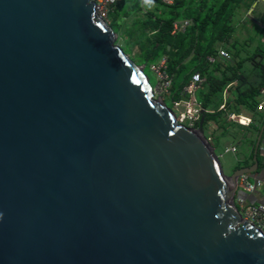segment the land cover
<instances>
[{
	"label": "water",
	"instance_id": "95a60500",
	"mask_svg": "<svg viewBox=\"0 0 264 264\" xmlns=\"http://www.w3.org/2000/svg\"><path fill=\"white\" fill-rule=\"evenodd\" d=\"M118 37L94 0H0V264H264L262 133L226 175Z\"/></svg>",
	"mask_w": 264,
	"mask_h": 264
},
{
	"label": "trees",
	"instance_id": "16d2710c",
	"mask_svg": "<svg viewBox=\"0 0 264 264\" xmlns=\"http://www.w3.org/2000/svg\"><path fill=\"white\" fill-rule=\"evenodd\" d=\"M151 1L163 6L164 11L162 12L158 6L155 10L150 9L144 16H136L137 19L133 22V25L127 28L123 16L124 19L130 17L129 11L124 10L123 14L120 15L121 13L114 10L110 13L112 22L110 26L116 33L124 27L125 31L128 30L126 32H129V35L126 37L123 34H118L117 44L124 51L125 49L120 41H126L128 45L132 42L134 47H139V53L136 56L141 57L143 62H148L151 70L163 58H167V72L172 80L168 101L171 100L174 106L181 103L183 98H187L184 94V88L190 84L195 73H200L204 80L200 94L202 97L204 96L201 103L206 110L203 114L206 117L205 123L208 121L213 122L217 117L221 123L225 122L223 113L227 112L228 108L226 111L220 110L223 101L219 106V110L212 107L217 102L213 97L218 95V98H220L219 94L224 92L227 82L233 83L228 90L233 93L234 98L230 107L228 105L231 110L229 113L240 114L243 109L255 112L258 105L257 99L263 88L261 85L264 84V50L262 52L258 49L259 53L254 55V58L242 60L239 53L232 52L231 46L233 34L236 33L233 27V19L235 14L239 12L240 5L244 0H199L197 3L176 0L173 6L165 5L161 0ZM125 3L126 0H122L118 5L120 7L125 6ZM133 8L131 7L132 10ZM182 10H186V14ZM137 11L136 14H139ZM155 11L162 14L160 16L156 15ZM165 14L172 17L166 18ZM180 19L191 20L192 24L187 27L186 32L173 35V24ZM262 20L264 32V15ZM138 36L139 41L136 40ZM217 46L225 47L231 54V59L221 58ZM235 46L236 43H234ZM215 53H217V56ZM211 58L215 59V62H212ZM132 60L140 65L134 59ZM246 61L252 62L254 69L259 71L257 76L254 75L256 78L254 80L251 78V73L242 71ZM214 64L216 66L212 68ZM145 73L147 74L146 71ZM258 79L259 81H257ZM206 89L207 91H204ZM166 104L168 105L167 102ZM168 107L170 106L168 105ZM170 108L175 112L172 107ZM199 126L198 123L194 125V128H199ZM255 146L256 139L253 141V149L256 148ZM252 157H254V152Z\"/></svg>",
	"mask_w": 264,
	"mask_h": 264
},
{
	"label": "rangeland",
	"instance_id": "374dc122",
	"mask_svg": "<svg viewBox=\"0 0 264 264\" xmlns=\"http://www.w3.org/2000/svg\"><path fill=\"white\" fill-rule=\"evenodd\" d=\"M157 6L158 8L162 10V12L164 11L165 8L163 6H161L160 4L157 5L155 2H152L151 0H126L125 6L122 5L120 7V5H118L116 6L115 10L118 13H121L120 15L123 14L124 10L129 11V14H131V16L126 19H124V16H123V20L126 22L127 28H130L133 25V22L137 19V17L144 16L147 13V11L150 9L155 10ZM131 7L132 8L134 7L133 10L131 9ZM136 11L139 14H136ZM155 14L160 16L162 13H158L157 11H155ZM243 15H244V12L239 10V12L235 14V18L233 19V27L236 31V33L233 34V40L237 42L236 43L237 48L240 47L241 48L240 50L244 49V52L241 53L240 55L242 60L248 59V58H254L255 57L254 55L259 53L258 49H260L262 52L264 50V42L261 43L262 36H263L261 33V30L255 27L253 24H251L249 20L243 17ZM165 17L171 18L172 16L165 14ZM180 21H183V19H180ZM109 24H112L111 20H109ZM126 31L124 27L121 31H118L117 34L119 35L123 34L126 37L127 35H129V32L127 33ZM137 39L139 41V36L136 37V40ZM120 44H122L128 56H130L140 65L142 66L146 65L145 71L147 72L150 78L151 84L155 88L154 89L155 98L160 99L165 103L167 102L168 105L175 110L178 116H180L182 112H185L187 110L186 107L188 104H184V103L188 102L189 98L188 97L183 98L180 105L175 104L173 106L172 101L171 100L168 101L169 92L166 91L164 87L161 86L160 79L158 78V74L156 73L155 69L152 67V70H151L150 64L148 62H143L141 57L136 56V54L139 53V47L137 46L134 47L132 42L128 45L126 41H120ZM217 47H218L217 48L218 51H221V50L228 51L225 47H221V46H217ZM215 54L217 56V53ZM214 66L216 65L215 64L212 65V68H214ZM242 71L243 72L248 71L249 73H251V78L253 80L256 79L255 76H257L259 72L257 69H254V67L252 66V62L250 61H246V63L244 64V70ZM228 83L229 82L226 83L224 92L219 94L220 98H218V95L217 97H213V99H215L217 102H215L213 107L211 106L212 108L219 110V106L221 105L222 101H223V105L224 104L227 106L229 105L230 107L232 103V99L234 98H233V93L232 92L230 93L228 88L233 83L232 84L230 83L228 84ZM258 86H260L259 83H258ZM200 89H198L197 92H195L194 94V97H196L199 102H201L202 98L204 97V96L202 97V95L200 94L201 93ZM204 91H207V89ZM225 93H226V96H225ZM203 95H206V94H203ZM259 105L257 106L256 111H259L258 109ZM229 107L227 109V112L223 113V117L225 118L224 123H221L220 119H218L217 117L216 120H214L213 122H209V121L206 122L203 127L206 138L209 140L211 145L215 147L216 153L220 158L223 170L225 174L228 176L234 174V172L236 171L238 167L243 166V159L252 150L253 141L256 136V132L254 128L249 126L251 122L246 125L243 123L245 125L243 127H248L247 132H243L242 128L237 127L236 126L237 124H235V122L231 123V120L229 118V112L231 110L229 109ZM220 110H223V108L221 107ZM201 120H202V117H201ZM201 120L196 121L194 125H197L198 123L200 124ZM240 121H244V120L240 119ZM185 125H191V122L189 120H186ZM221 125L223 126L221 127ZM234 145L237 146V152L235 153L230 151L231 147ZM236 204L240 208L238 204V200H236Z\"/></svg>",
	"mask_w": 264,
	"mask_h": 264
},
{
	"label": "built area",
	"instance_id": "2783aa9c",
	"mask_svg": "<svg viewBox=\"0 0 264 264\" xmlns=\"http://www.w3.org/2000/svg\"><path fill=\"white\" fill-rule=\"evenodd\" d=\"M98 5V15L100 18L104 19L108 24L110 20V13L115 10V7L122 0H94ZM162 3L168 6H173L176 3V0H161ZM264 1V0H263ZM254 11V8H251V12ZM192 21L185 19L183 21H176L173 24V35H177L180 32H183L187 29V27L191 26ZM110 25V24H109ZM220 57L225 59H231V54L228 51L221 50ZM212 62H215V59L211 58ZM156 73L158 74V78L160 79L161 86L164 87L166 91H170L172 87V80L167 72V58H163L162 61L153 66ZM203 78L200 73H195L192 76V80L189 85L184 88V94L189 98L188 102L184 104H188L186 107V111L182 112L180 116L177 117L182 124L185 125L186 120L191 122V125H186L190 127H194L196 121L201 120L202 114L206 112V110L202 107V105L198 102L197 98L194 97L195 92L201 88L203 83ZM233 85V84H232ZM231 85V86H232ZM230 86V87H231ZM261 94L264 95V90H261ZM224 96V95H223ZM226 96V93H225ZM224 96V97H225ZM180 105V103H178ZM223 110H226L227 105H221ZM264 101L259 105L258 109L263 110ZM230 120H237L239 123L248 124L245 121H240L236 115L229 116ZM250 123V122H249ZM231 152H237V148L233 147ZM239 187L240 190L246 194H254L258 190H264V182L261 180H257L254 183L249 181V175H245L239 179ZM238 204L240 206L239 210L241 211L245 220L254 223L257 227H260L264 231V205L263 204H248L244 197H240L237 199ZM259 225V226H258Z\"/></svg>",
	"mask_w": 264,
	"mask_h": 264
},
{
	"label": "crops",
	"instance_id": "0c3cea01",
	"mask_svg": "<svg viewBox=\"0 0 264 264\" xmlns=\"http://www.w3.org/2000/svg\"><path fill=\"white\" fill-rule=\"evenodd\" d=\"M198 1L199 0H197V1L196 0H187L188 3H191V2L197 3ZM251 8L252 9L254 8V11L252 13H250ZM239 10L244 12L243 17H245L247 20H249V22L251 24H253L255 27H257L261 30V33L263 35L261 42H264L263 20H262L263 15H264V1L263 0H244L243 3L240 5ZM182 11L185 12L186 10H182ZM185 14H186V12H185ZM183 20H185V19H183ZM186 30L183 32H186ZM232 43H231L232 52L233 53L237 52L241 55V53L244 52V49L240 50L241 49L240 47H238V48H237V46L234 47V43H237L235 40H233ZM229 50H230V48H229ZM257 81H259V79ZM261 86L263 87L262 90H264V84H262ZM257 100H258V105L261 104L264 101V95L260 94V96ZM199 103L202 105L201 102H199ZM227 108H228V106H227ZM256 110H257V108H256ZM256 110H255V112H252L250 110L243 109L242 113H240V114L229 113V116H231L232 114L236 115L239 120L242 119L248 124H249V122H251L249 124V126L253 127L255 132H256V136L254 138V139H256V143L258 141L260 134L262 133L261 143H260L259 150L257 153L259 166H258L257 172L255 174L249 175V181L251 183H254L257 180H261L264 182V108H263V110H260V111H256ZM233 122H235V124H237L236 125L237 127L242 128L243 132H247L248 127H243V126H245L243 123H239L237 120H231V123H233ZM262 130H263V132H262ZM233 147L237 148V146L234 145L231 147V149ZM255 150H256V148L255 149L252 148V150L249 152V154L243 159V166L242 167H250L254 164V157H252V153L254 152V155H255ZM242 197H244V199L246 200V202L248 204H263L264 205V190H258L254 194H245V195H242Z\"/></svg>",
	"mask_w": 264,
	"mask_h": 264
}]
</instances>
